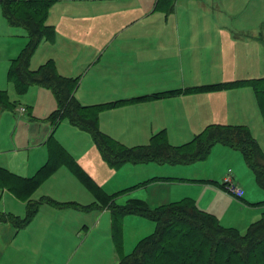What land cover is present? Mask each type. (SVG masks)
I'll list each match as a JSON object with an SVG mask.
<instances>
[{
  "label": "crops",
  "instance_id": "obj_1",
  "mask_svg": "<svg viewBox=\"0 0 264 264\" xmlns=\"http://www.w3.org/2000/svg\"><path fill=\"white\" fill-rule=\"evenodd\" d=\"M173 1L175 2L174 6L171 0L53 1L47 10L44 22L46 26L53 29V33L44 37L42 40L39 48L32 57L31 68L32 70H38L42 65L52 60L55 64L56 71L60 75L79 78V86L75 93L76 98L80 85L85 82H91L93 85L100 87L117 86L120 92L118 96L111 100L102 101L101 103L130 100L141 96L149 97L150 94L155 92L140 93L137 95L130 89L123 92V89L124 87L137 85L138 82L136 78L138 77H141L142 83L148 82L149 78H167V74L162 73L161 70H167L171 64L175 69L174 72H177V77L172 78L176 79L175 84L177 88L182 90L191 87H200L206 84L224 83L264 76V74L252 76L256 65L264 70V0ZM0 7V91H5L9 100V104L6 106L0 105V167L21 177H32L49 160V148L47 144L49 137L55 133V129L61 126L64 121H68L69 123L70 121H62L54 129L49 116L57 108L56 101L55 108L51 111H44V113L47 114V120L50 122L51 132H49L42 143L29 145L27 143L30 139L25 142L23 139H19V135L16 133L14 138L16 140L14 141L15 147L17 148H12V145L9 144V132L11 131V127L15 124H21L22 122L20 120H23L25 124L30 122L24 121L26 116H24L23 119H16L14 117V109L17 104H20V100L11 101L7 92V90L11 91L15 86L10 79L12 63L27 45L29 37L25 27H23V31L18 29L19 37L23 38V40H19L20 45L16 55L13 56V54H11L12 45L9 43H11V32L13 28H17L18 25L9 22L4 15V7ZM166 10H169V13H167ZM146 21L153 24V27L156 29L163 28L164 26H167L168 29L155 31L143 30L141 29V25ZM170 24L172 25L169 28ZM159 37L160 40L158 43L160 44H152L153 41L155 42ZM226 46L233 48H229L225 51L223 47ZM227 57L231 72L229 78H222L220 77V71L223 69V66H225L224 60ZM189 70L193 73L191 77L188 75ZM205 70H208L213 76L205 77ZM139 71H142L141 74ZM261 73H264V71ZM155 82L157 81H152V83ZM14 89L15 92H17L16 87H14ZM17 94L18 97H21L25 93L19 94L17 92ZM80 102L84 105H92L85 104L82 101ZM115 109H120L119 113L129 116H133L135 113L141 111L154 112L155 120H151L152 114L150 112L139 117L134 127L137 129L132 130L133 135H139L142 140L148 136L150 139L149 141H151L152 136L165 133L166 140L168 141V135L170 142L175 146L190 142L210 124L243 125L251 131L254 127V123L264 122V114L260 109L256 93L251 86L236 87V89L231 88L220 91L183 92L166 97L150 98L144 101H133L124 105L112 107L108 113L113 115ZM8 111L9 113L13 111V113L9 115ZM26 112L28 113V109H26ZM103 112L100 114V123ZM102 125L104 128L102 126L100 128H102L101 130L106 135H110L108 132L113 133L114 130H112V128H106L104 122H102ZM71 126L73 125L71 124ZM73 127L76 128L74 130L79 137L87 138L85 133L90 135L87 131L81 130L75 126ZM111 136L112 135H110V137ZM54 138L92 176L88 169L84 167L85 165H82L85 161L81 163L77 159V156H81L80 153H77L73 142H65L64 136L55 134ZM118 141L122 144L125 142L130 145L138 143L137 141ZM93 143L95 144L91 136L87 144L88 148L98 151L102 157L97 145H93ZM137 147L139 146L137 145ZM215 150H223L229 156H232L231 158H233L238 165H241L242 162L247 164L243 153L228 145L216 143L212 151ZM35 151L42 152V158L40 160H32V163L35 164V168L32 172L33 174H21L13 170L15 167L11 165L9 159L13 157L17 159L26 153ZM238 154L242 156L241 159H239L240 157ZM206 159L192 164L207 162ZM104 161L108 166L109 163H107L106 160ZM88 163H90V161H88ZM149 164H157V168L161 170L166 167L170 168L169 170L178 169L180 172H184V168L192 165H172L150 162L141 164L128 163L121 167L131 166L132 168H137L138 171L144 170L148 173V177L154 175L166 176V174H153V169L151 168L154 167H150ZM143 165L146 166L140 167ZM248 168L253 172L249 166ZM118 169L119 168L116 170ZM57 172L53 174L55 175ZM207 174L208 175L205 174L201 177H196V179L193 180L194 182L191 181L186 183L189 186L185 191H192L198 195V197L193 196V198L200 211L213 215L220 225L224 227L235 228L237 230L241 227L242 230H240L242 233H245L253 223L264 217V203L258 204L264 200L252 202L257 200L249 195L253 199L248 202L249 207L239 205L236 201L230 199V195L225 189L211 182L216 181L223 184L227 182L228 178H231L232 183L241 187L239 185V177L235 174L232 175L231 167L228 168L226 175H223L221 178L215 172L209 171ZM196 187H200L199 190H196ZM123 189L124 187L118 191ZM118 191H114L113 193ZM129 193L130 192L126 193L127 195L125 194L126 196L123 197L122 201L118 202L120 195L124 194V192H122L116 199V202L118 204H125V202L132 198L142 199L147 203V200L154 203L158 201L161 202L160 204L152 203L155 207L173 202L170 195L166 198L152 200L151 198L143 199L136 194ZM34 194L32 195V199L38 200L39 198ZM9 195L21 200L9 189L0 188V201ZM214 196H217V200H224L228 204L231 203L235 206V210H223L222 206H218L219 203L214 200ZM243 196L241 197L242 199ZM187 197L192 198V196L189 195H186L184 198L188 199ZM21 201L20 207H22V209L25 208V211H27V202ZM69 201L77 202L76 199ZM238 202L243 204V202ZM44 205H42L31 223L24 228H31L34 232V238L35 233L39 234V232L47 229L43 228V225H49L50 230L45 231L42 237L38 239L35 238V242H39L43 246L42 242H44L46 234L49 232L46 241H48L51 246L59 240L60 234L58 232L55 233V229L59 230L60 226H55V222L52 220L54 217L51 214L44 215V217L50 218V220L42 219L43 214L39 216L41 210L45 208ZM18 207L19 206L16 205V207L11 210L18 209ZM68 209L69 208L61 210ZM97 211L111 213L107 208ZM12 213L24 217L15 212ZM232 215L237 218V223L231 220L230 216ZM130 218L144 219L146 217L139 215H126L124 217L122 244L123 253L126 255L130 253H126L124 247V226H126L125 222ZM4 223L6 222H0V226H3ZM107 227L108 225L105 226V228ZM111 229L112 215L109 233L111 235L110 240L113 241L114 244L115 264H117L120 255L116 249ZM66 230L67 228H65V231ZM155 230L145 237L152 235ZM145 237L143 236V238ZM141 238L142 236L139 237V239Z\"/></svg>",
  "mask_w": 264,
  "mask_h": 264
},
{
  "label": "trees",
  "instance_id": "obj_2",
  "mask_svg": "<svg viewBox=\"0 0 264 264\" xmlns=\"http://www.w3.org/2000/svg\"><path fill=\"white\" fill-rule=\"evenodd\" d=\"M56 0H2L4 15L14 25L25 27L29 41L20 55L14 60L10 79L19 94L32 85L52 90L57 108L49 119L54 129L64 120L92 136L104 160L113 168L126 163H167L192 164L204 160L216 143L228 145L241 151L248 166L253 170L258 186L264 190V151L250 129L243 125L210 124L193 140L175 146L166 140L165 133L152 136L147 145L129 148L118 140L106 135L100 128V114L112 107L133 101H144L151 97L141 96L130 100L84 105L75 96L79 78L60 75L52 60L38 70H32L31 60L44 37L51 35L53 29L45 25L47 10ZM28 6H33L32 14ZM251 86L257 96L260 109L264 114V76L253 79H240L231 82L206 84L184 90H172L159 96H170L183 92H207ZM9 104L5 91H0V105ZM240 137V138H239ZM49 160L32 177H21L0 167V188H7L18 198L27 202L24 217L0 213V222H13L18 228L26 227L44 204L55 208L96 210L107 208L112 215V233L119 253L117 264H264V217L253 223L242 233L235 228H227L213 215L200 211L190 199L171 202L160 207H151L145 200L132 198L125 204L116 199L124 192L109 193L99 185L78 161L54 138L48 141ZM65 164L93 194L96 202L81 205L75 201H58L49 196L33 200L32 195L57 170ZM228 190V183L216 181ZM135 186L128 187L131 190ZM264 203L259 202L258 204ZM191 207V212L186 211ZM126 215H139L156 222L155 232L143 238L130 254L123 253L122 230Z\"/></svg>",
  "mask_w": 264,
  "mask_h": 264
},
{
  "label": "rangeland",
  "instance_id": "obj_3",
  "mask_svg": "<svg viewBox=\"0 0 264 264\" xmlns=\"http://www.w3.org/2000/svg\"><path fill=\"white\" fill-rule=\"evenodd\" d=\"M171 2L174 6L175 2L173 0H171ZM24 9H29L33 15L38 14L36 13V10L33 6H28ZM166 12L169 13V10H166ZM171 25L172 24L169 25V28ZM18 29L23 31L24 28L17 26V28L14 27L13 31L11 32V43L9 44L12 45L11 54H13V56H15L17 53V49L20 45L19 40H23V38L19 37ZM141 29L155 31L160 29H168V27L164 26L163 28L156 29L153 27V24L146 21L141 25ZM159 40L160 37L156 39L155 42L153 41L152 44L159 45ZM223 48L226 51L227 49L233 47L226 46ZM224 62L225 66H223V69L220 71V77L229 78L231 71L228 65V57L224 60ZM174 70L175 69L171 64L167 70H161L162 73L167 74V78H149L148 82L144 83H142L141 77H138L136 78L138 84L132 87H124L123 92L127 89H130L137 95L140 93L155 92L150 94L149 97H165L159 96V94L180 89L177 88L175 84L176 79L172 78L177 77V72H174ZM262 71L264 70L260 69L259 66L256 65L252 76L264 74L261 73ZM141 72L142 71H139L140 74ZM188 75L190 77L193 75L191 70L188 71ZM206 76L213 75L208 70H205V77ZM153 80H156L157 82L152 83ZM245 86L241 85L239 87ZM14 87L11 89V91L7 90L11 101L20 100V104H17L14 109V117L16 119H23L24 116H26L24 121L30 122L25 124L23 120H20L22 122L21 124H15L11 127V131L9 132V144L12 145V148H17L15 147L14 141L16 140L14 139L16 133L19 135V139H23L25 142L30 139V141L27 143L29 145L42 143L49 132H51V125H49L50 122L47 120V114L44 113V111H51L53 108H55V96L51 89L32 85L27 89L24 95L18 97ZM119 93L120 92L117 86L100 87L93 85L91 82H85L80 85L77 91V98L85 104H97L101 103L102 101L104 102L105 100L114 99V97L118 96ZM21 107L28 109V113H22L19 110ZM109 110L110 109H107V112H103V115L101 116L100 127L102 126L104 128L102 125V122H104L106 128H112V130H114L113 133H108L112 135L111 137L113 139H118L122 142L123 140L138 142L134 145L124 142L123 144L129 148H133L132 146L137 147V145L140 146L142 144H149L150 139L148 136L142 140L140 139L139 135H133L132 130L137 129L134 127L135 122L139 119V117L147 114L150 111H141L139 113H135L133 116H129L119 113L120 109H115L113 111V115L108 113L110 112ZM10 113L12 114L13 111H10ZM150 113L152 114L151 120H155V113ZM74 129L76 128L71 126L68 121H64L61 126L55 129L54 134L58 136H64L65 142H73L77 153H80L81 156H77V159L81 163L82 161H85V163H82V165H85L84 167L88 169V171L92 174L93 179L99 185H101L102 188H104L109 193H113L114 191H118L123 187L124 189H128V187L136 185V187L131 190L125 189L124 194L120 195L118 202L122 201L123 197L126 196V193L128 192L131 194H136L143 199L151 198L152 200L166 198L170 195L173 202L184 200L186 199L184 197L189 195L192 196V198H187L193 201L197 207L193 196L198 197V195L192 191H185V189H187L189 186L186 183L193 181L196 179V177H201L205 174L208 175L207 173L209 171L213 173L215 172L221 178L223 175H226L229 167L232 168V175L235 174L237 177H239V185L244 190L243 199H240L225 189L230 195L229 197L231 200H234L239 205L245 207H249L248 202L253 200L250 196L257 200L252 202L264 200V191L259 188L255 175L248 168L247 164L242 162L241 165H238L233 160V158H231L232 156H229L223 150L212 151V148V152H210L211 154L206 159L207 162H200L198 164L187 166L184 168V172H180L178 169L169 170L170 168H166L165 166V168L161 170L160 168H157V164H149L150 167H154L151 168L153 169V174H166V176L154 175L148 177V173H146V171H138L137 168H132L131 166L120 167L118 170H116L117 168H113L109 165L107 166L98 151L88 148L87 144L90 141L91 136L85 132H82L87 135V138L79 137ZM251 131L264 151V122L261 121L256 124L254 123V127ZM167 139L170 142L168 135ZM93 145L95 144L93 143ZM239 157V159H241L242 156L239 155ZM41 158L42 152L35 151L26 153L17 159L13 157L9 159V161L11 165L15 167L13 170L20 172L21 174H33L32 172L35 168V164L32 163V160H40ZM88 161H90V163H88ZM144 166L146 165L140 167ZM55 172L57 173L55 175L53 174L54 176L51 175L49 178L45 179L41 186L37 189L34 194L37 198L46 195L59 201H69L76 199L77 202L86 205L96 202L93 194L65 164H60ZM196 188V190H199L200 187ZM217 196H214V200L219 203L218 206H222L223 210H235V206H233L231 203H226L224 200H217ZM233 198L243 202V204H240ZM147 201L151 207H155L152 205V203H161L159 201L157 203L150 202V200ZM21 202V200L14 198L11 195L4 197V199L0 201V213L16 215L12 213L15 212L21 216H25L26 211L25 208L22 209V207H20ZM16 205L19 206L18 209H13L12 211L11 209L16 207ZM44 206L45 208L44 210H41L39 216L43 214L42 219L44 220H50V218L44 217V215L47 214H51L54 217L52 220L55 222V226H60L59 230L55 229V233L58 232L60 234L59 240L56 241L55 239L56 242L50 246L48 241H46L49 236L48 232L44 242H42V246L39 242H35V238L38 239L39 237H42L45 231L50 230L49 225H43V228L47 229L45 231L39 232V234L35 233L33 238L34 232L31 228L18 229V227L15 226L13 222H6L3 226H0V264H115L114 244L113 241L110 240L111 235L109 233L111 213L97 211L95 208H93V210L91 209L86 211L76 210L75 208L61 210L56 209L55 207L53 208V206L49 204ZM187 208L190 210L187 209L186 211L191 212V207ZM230 217L233 222H238L234 215ZM106 225H108L107 228H105ZM125 225L124 247L126 253H132L139 240H141L143 236L145 237L146 235L153 232L157 227L156 222L148 218H130L125 222ZM65 228H67L66 231ZM239 228L242 230L241 227ZM140 236H142L141 239H139Z\"/></svg>",
  "mask_w": 264,
  "mask_h": 264
},
{
  "label": "built area",
  "instance_id": "obj_4",
  "mask_svg": "<svg viewBox=\"0 0 264 264\" xmlns=\"http://www.w3.org/2000/svg\"><path fill=\"white\" fill-rule=\"evenodd\" d=\"M1 2H2V0H0V5H1ZM20 109H21L20 111L22 113L26 112L25 107H21ZM227 183H228V191L230 193L234 194L238 198H241L243 196L244 190L241 187H239L238 185L232 183L231 178L227 179Z\"/></svg>",
  "mask_w": 264,
  "mask_h": 264
}]
</instances>
